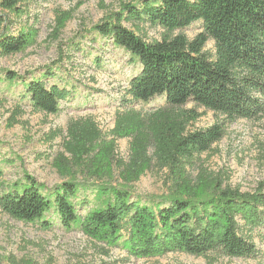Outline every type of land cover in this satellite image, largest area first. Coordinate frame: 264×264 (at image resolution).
<instances>
[{
  "label": "trees",
  "instance_id": "obj_1",
  "mask_svg": "<svg viewBox=\"0 0 264 264\" xmlns=\"http://www.w3.org/2000/svg\"><path fill=\"white\" fill-rule=\"evenodd\" d=\"M23 3L0 0V9L20 17ZM121 9L105 15L93 30L139 62L140 72L126 90L130 98L147 105L163 96L164 107L145 119L138 112L117 116L110 140H104L91 121L70 123L62 144L69 159L60 154L55 166L65 173L72 167H86L97 177L112 175L115 166L122 185L100 187L101 204L81 216L72 202L78 184L64 182L50 198L31 180L0 194V212L23 223L39 221L47 230L51 222L42 218L52 211L65 230L78 229L134 258L172 252L257 257L252 239L253 232L264 227V181L252 192H242L226 185V177L219 173L197 169L192 174L188 168L221 140L227 123L264 114V0H137L136 5L124 4ZM70 17V11L56 9L49 36L58 38ZM123 21L148 23L165 35L160 41L146 42L125 28ZM196 21L202 22L203 30L193 39L172 35ZM7 24L0 15V29ZM37 36L33 25L15 35L2 32L0 54L23 52L36 43ZM209 40L214 43L213 55L204 50ZM16 78L13 72L6 73V80ZM25 91L32 109L46 114H58L61 101L70 95L66 88L46 87L38 79L26 83ZM187 104L210 110L223 120L190 131L188 125L201 114L172 109ZM126 137L131 139L129 156L126 161L115 159V141ZM151 169L164 171L167 192L155 207L132 201L127 190ZM2 175L0 167V180Z\"/></svg>",
  "mask_w": 264,
  "mask_h": 264
},
{
  "label": "rangeland",
  "instance_id": "obj_2",
  "mask_svg": "<svg viewBox=\"0 0 264 264\" xmlns=\"http://www.w3.org/2000/svg\"><path fill=\"white\" fill-rule=\"evenodd\" d=\"M137 0H24V13L17 17L0 9L7 20V28L0 29L15 35L20 29L33 25L38 29L36 43L23 52L0 54V194L16 185L33 180L41 192L53 198V191L64 182L79 185L72 199L79 215L101 204L97 192L100 187H120L118 168L112 166L110 176L97 177L86 167H72L66 172L55 166L63 150L67 127L73 122L91 121L104 140H110V130L116 117L138 112L144 119L163 108V96L151 103L134 101L126 93L132 77L141 66L135 58L115 46L108 37L93 30L105 15L118 13L124 4L136 5ZM70 11L58 38L49 36L54 26L55 10ZM123 26L146 42L160 41L165 32L148 23L123 21ZM4 25V24H3ZM203 30L202 22L176 30L188 40ZM204 50L214 54L209 40ZM7 72L17 75L13 81L5 79ZM42 80L46 87L66 88L70 95L61 101L58 114H46L32 109L25 91L31 80ZM173 111L194 109L201 115L188 125V130H202L223 120L212 111L193 104L172 108ZM18 113H14V112ZM58 135L53 136L54 133ZM129 137L115 141V159L126 161L129 156ZM151 153V149H149ZM188 168L219 173L225 184L252 192L264 181V114L254 120L237 119L225 125V134ZM61 163H64L63 161ZM164 171H146L127 189L132 201L155 207L166 196L162 183ZM30 178V179H29ZM42 220L51 227L42 229L40 222L23 223L0 212V264H264V227L253 232V242L259 252L255 258H228L215 252L206 256L168 253L163 256L134 258L120 248H109L78 229L65 230L56 213L50 211Z\"/></svg>",
  "mask_w": 264,
  "mask_h": 264
}]
</instances>
